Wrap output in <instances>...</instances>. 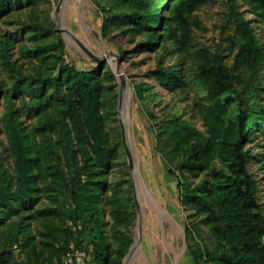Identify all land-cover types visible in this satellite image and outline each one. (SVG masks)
Segmentation results:
<instances>
[{
    "label": "trees",
    "instance_id": "1",
    "mask_svg": "<svg viewBox=\"0 0 264 264\" xmlns=\"http://www.w3.org/2000/svg\"><path fill=\"white\" fill-rule=\"evenodd\" d=\"M38 1L0 0V15L19 3L30 6L23 31L32 39L31 51L42 67L29 78L16 76L9 56L10 39H0L2 65L12 79L10 87L4 91L0 89V93L5 100L2 121L16 185L12 190L10 177L0 170V225L10 213L21 215V210L33 202V193L37 190L33 166L38 158L33 155L27 132L19 120L20 109L11 104V99L21 93V98L29 95L25 113L36 117L39 132L55 136L64 164L70 168L68 180L58 168L52 171V190L58 192L63 185L69 196V206L63 207L57 200L49 210L45 248L40 252L33 249V262L61 264L67 253L82 249V237L89 232L91 258L87 264H119L132 238L127 232L117 230L113 248L105 230L109 222L104 219L108 203L104 198L105 173L117 157L118 145L111 140L105 127L102 89L114 76L109 70L102 73L100 67L83 71L64 62L63 41L49 21L40 17L34 5ZM126 1L132 3L130 13L117 4L101 8L105 13L101 32L110 37V31L128 22L130 25L122 27L121 31L143 33L141 47L150 50L165 37L185 49L189 42V15L203 0H169L168 17L161 5L151 7L146 0ZM241 1L250 6L251 13L264 19V0ZM227 4L238 38L234 62L255 71L264 63L263 45L250 18L239 9L237 0H227ZM50 34L55 35L51 41ZM193 56L197 62L195 78L207 98L202 112L206 133L177 114L153 124L157 139L155 151L165 162L168 174L176 178L180 200L193 215L200 217L213 239L214 249H210L200 236L196 222L193 228L184 227L188 253L195 264H264V215L258 210L257 181L248 169L250 154L244 149L253 123H257L256 129L264 136V108L254 117L238 112L234 118H229V108L235 101L233 77L222 63V57L206 47L195 49ZM151 73L156 84L169 92L181 85L178 69L173 65L157 63ZM26 87L30 90L25 93ZM146 87L145 82H138L133 85V91L145 116L152 120V112L142 102ZM175 155L179 160H174ZM202 174L209 177L204 178ZM111 207L110 225L127 226L129 217L124 208L115 204ZM53 217H57L61 225L56 227ZM22 225L25 224L19 223L18 229L25 232ZM189 240L193 244L190 245ZM6 260V256L0 254V263Z\"/></svg>",
    "mask_w": 264,
    "mask_h": 264
},
{
    "label": "rangeland",
    "instance_id": "2",
    "mask_svg": "<svg viewBox=\"0 0 264 264\" xmlns=\"http://www.w3.org/2000/svg\"><path fill=\"white\" fill-rule=\"evenodd\" d=\"M146 2L151 7L161 5L165 9V17L170 15L169 0H146ZM237 2L243 15L250 18L264 50V19L251 13L248 4L241 0ZM110 4L119 5L127 13L132 11V3L126 0H39L34 3L40 17L48 20L62 39L61 55L64 62L83 71L100 67L102 73L109 70L114 76L113 80L104 83L102 89L105 127L111 140L118 145L117 157L105 173L104 198L108 203L105 207L104 219L109 222L105 230L113 248L116 245L117 230L127 232L132 238V245L140 223L137 253L124 261L130 252L129 247L119 264H157L153 262L152 253L156 241L158 240L159 247L163 245V239L168 245L172 242L168 239L166 231L170 226L160 224L158 219L155 224L150 222V205L140 197L136 173L131 163L132 166L136 164L137 177H141L152 199L167 211L171 220L181 225L182 233L177 235L173 243L179 246V251H185L186 261L195 264L185 243L184 227L193 228L196 222L200 236L210 249H214L213 239L208 228L200 222V217L193 215L192 210L180 200L176 178L168 174L165 162L155 151L157 139L154 136L153 124H159L177 114L188 120L200 132L206 133V127L202 123V112L207 106V98L204 88L195 78L197 67L193 56L195 49L206 47L219 54L222 63L233 77L232 94L235 101L229 108V118H234L238 112L254 117L256 112L264 108V63L252 72L235 64L234 55L238 38L234 32V24L230 20L227 0H203L202 4L189 15V42L185 49H180L179 44L168 37H165L164 41L158 40L154 49H144L141 47L144 40L143 33L121 31L122 27L130 25L128 22L110 31V37L104 36L101 32V23L105 13L101 8H107ZM29 9L30 6L19 3L15 8L0 15V39H10V60L16 69L14 74L20 78H29L39 73L42 68L31 51L32 39L23 31L24 25L28 22ZM176 34H179L178 31ZM54 38L53 34L48 37L50 41ZM93 57L104 58L105 61L101 65ZM157 63L163 66L173 65L178 69L181 79L178 89L169 92L156 84L151 70ZM117 64L122 71L125 86L123 84L120 86L119 77L115 74ZM11 82L12 79L4 70L0 58V89L6 90ZM138 82L147 84L142 102L152 112L154 116L152 120L145 116L142 104L135 98L133 85ZM29 90L30 88L26 87L24 92ZM11 104L20 109L19 120L27 132L31 151L38 158L33 166L37 190L33 193V202L21 210V215L10 213L0 225V254H4L7 259L0 264H35L32 251L35 249L36 252H40L45 248L49 210L57 204V200L63 207L69 206V196L64 191L63 185L58 192L52 190L54 185L52 171L58 168L63 178L68 180L70 168L64 164L55 136L39 132L36 127V117L25 113L24 107L29 104V95L21 98V93H17L16 97L11 99ZM4 106L5 100L0 93V170H4L3 172L10 177L11 189L15 190L13 160L2 121ZM256 125L257 123H253L244 149L250 154L247 166L257 181L256 201L259 212L264 215V136L256 129ZM174 160H179V156L175 155ZM215 162L218 164L217 160ZM202 176L209 177L204 174ZM158 186L162 187L163 191L160 192H163V195L166 194L173 199L164 201L166 205L160 201L162 205L158 200L156 195ZM114 204L121 205L128 214L127 226L110 225L109 213ZM21 222L25 224L22 225L25 232H22L21 228L18 229ZM53 222L56 227L61 225L57 217H53ZM72 230L74 231V228ZM57 233L62 239L60 230ZM153 236L156 237V241L152 240ZM90 239L91 235L88 232L82 237V249L67 253L62 258L61 264H87L91 258ZM189 244H193V241L189 240ZM177 258L172 256L169 264H178ZM162 262L158 264H163Z\"/></svg>",
    "mask_w": 264,
    "mask_h": 264
},
{
    "label": "bare ground",
    "instance_id": "3",
    "mask_svg": "<svg viewBox=\"0 0 264 264\" xmlns=\"http://www.w3.org/2000/svg\"><path fill=\"white\" fill-rule=\"evenodd\" d=\"M122 84L125 86V83H122ZM122 107H123V105H122ZM133 169H134V172L136 173V183H137V186L139 188L140 197L142 200L148 202L150 205V208H149L151 210L150 217H149L150 222L152 224H155L157 219H158L160 221L159 222L160 224L161 223L165 224L166 227L170 226V227H167L166 231H167L168 239L172 241L171 243L169 242L172 247L169 246L170 244L168 245V244H166V242H164L165 239H163V245L161 247H159V244L157 245L158 240L156 241V237H154V236L152 237V240L157 242L156 246L152 252L153 253V262L158 264V262L163 261L162 262L163 264H169L170 260L173 256L176 258L178 257L177 258L178 264H190L189 261H186L187 259L185 260V257H184L185 251L184 250L179 251V246L177 244L175 245L173 243V241L176 240L177 235L182 233L181 225H179L176 221L171 220L166 213L167 211L165 209H163L160 205H158V203L155 202L154 199H152V197L148 194V192L144 186V183L142 182L141 177H139V178L137 177L138 173H137L136 164H133ZM158 183H160V182H158ZM161 186L157 187V190H158L157 193L158 194H156L158 196L159 202L161 201L162 203H164V201L166 202V201L173 200L172 198L170 199L168 196H166V194L163 195V192L162 193L160 192V191H163L161 189L162 188ZM167 193L170 194L169 192H167ZM164 205H166V203H164ZM160 228H162V227H160ZM160 233H161V231H160ZM137 251H138V244H135L133 246V248L131 249V253H130L129 257H131L132 255L137 253ZM160 258L162 260H160Z\"/></svg>",
    "mask_w": 264,
    "mask_h": 264
},
{
    "label": "water",
    "instance_id": "4",
    "mask_svg": "<svg viewBox=\"0 0 264 264\" xmlns=\"http://www.w3.org/2000/svg\"><path fill=\"white\" fill-rule=\"evenodd\" d=\"M93 58H94L95 60L99 61L101 65H102V64L104 63V61H105L104 58H102V59H98V58H96V57H93ZM115 74L119 77V80H120V86H121L122 83H125V81H124V77H123V74H122V71H121V69H120L119 64L116 65V68H115ZM131 167L133 168L132 163H131ZM139 234H140V223H138V228H137V231H136V236H135V239H134V243L130 246V250H129L130 252H129V254L124 258V261L129 257V255H130V253H131V249L133 248V246H134L135 244H138V245H139Z\"/></svg>",
    "mask_w": 264,
    "mask_h": 264
}]
</instances>
